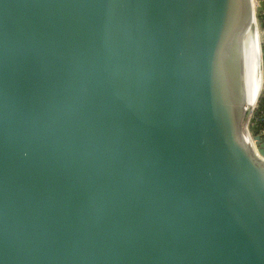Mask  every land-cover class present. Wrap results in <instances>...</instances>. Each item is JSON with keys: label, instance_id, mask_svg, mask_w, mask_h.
<instances>
[{"label": "water", "instance_id": "obj_1", "mask_svg": "<svg viewBox=\"0 0 264 264\" xmlns=\"http://www.w3.org/2000/svg\"><path fill=\"white\" fill-rule=\"evenodd\" d=\"M254 1L0 0V264H264Z\"/></svg>", "mask_w": 264, "mask_h": 264}, {"label": "bare ground", "instance_id": "obj_2", "mask_svg": "<svg viewBox=\"0 0 264 264\" xmlns=\"http://www.w3.org/2000/svg\"><path fill=\"white\" fill-rule=\"evenodd\" d=\"M251 5H252V10L254 12L255 8L257 6V3L254 0H252ZM251 23H252L253 29H254V37H255L256 46H257L258 55H259V61H260V83H259V87H258V90H257V93L255 95L254 100L251 103L246 104V108L248 109V111L254 109V107L256 106V104L258 102V99H259V96H260V93L262 90V86H261V83H262V77H261V74H262L261 73V40H260V32L258 29L256 17L253 18Z\"/></svg>", "mask_w": 264, "mask_h": 264}, {"label": "trees", "instance_id": "obj_3", "mask_svg": "<svg viewBox=\"0 0 264 264\" xmlns=\"http://www.w3.org/2000/svg\"><path fill=\"white\" fill-rule=\"evenodd\" d=\"M261 23H262V42H261V68L263 71V79H264V14L261 16ZM261 114H264V80H263V91L259 97V103H258V109L256 111L255 116H257L256 119L261 118ZM257 124V123H256ZM254 129H258L254 126Z\"/></svg>", "mask_w": 264, "mask_h": 264}, {"label": "built area", "instance_id": "obj_4", "mask_svg": "<svg viewBox=\"0 0 264 264\" xmlns=\"http://www.w3.org/2000/svg\"><path fill=\"white\" fill-rule=\"evenodd\" d=\"M256 111L253 112V109H252L249 112L248 121H247V127H253V128H254V126L257 127L258 128L257 130L259 131V134L264 136V114H261V118L260 119H256L257 118V116H255Z\"/></svg>", "mask_w": 264, "mask_h": 264}, {"label": "rangeland", "instance_id": "obj_5", "mask_svg": "<svg viewBox=\"0 0 264 264\" xmlns=\"http://www.w3.org/2000/svg\"><path fill=\"white\" fill-rule=\"evenodd\" d=\"M258 29H259V32H260V40H261V42H262V29H261V27H259ZM261 73H262V81H263L264 79H263V71H262V68H261ZM262 84H263V82H262ZM262 91H263V87H262L261 93H262ZM261 93H260V95H261ZM259 97H260V96H259ZM258 103H259V99H258V102H257L256 106H255L254 109H253V112H255V111L257 110V108H258ZM253 114H254V113H253Z\"/></svg>", "mask_w": 264, "mask_h": 264}]
</instances>
